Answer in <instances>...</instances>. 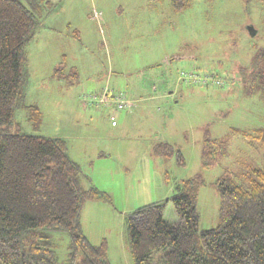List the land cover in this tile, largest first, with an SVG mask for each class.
Here are the masks:
<instances>
[{"label":"rangeland","instance_id":"374dc122","mask_svg":"<svg viewBox=\"0 0 264 264\" xmlns=\"http://www.w3.org/2000/svg\"><path fill=\"white\" fill-rule=\"evenodd\" d=\"M51 3L25 45L23 103L36 105L41 119L35 123L16 105L8 129L64 139L82 186L109 195L110 202L83 203L84 234L93 244L105 241L110 264H133L127 236L128 220L138 218L133 211L197 174L205 182L196 200L200 228L217 226L215 180L225 168L264 161L263 148L232 132L264 124V97L249 79L264 51V0H192L179 12L170 0ZM182 72L197 76L182 79ZM107 79L132 99L148 92L174 97L140 100L131 111L84 103L82 90L100 92ZM205 133L228 141L227 154L210 168L200 160ZM159 141L178 148L185 166L155 155ZM164 217L175 219L170 203ZM51 234L56 264H66L69 235Z\"/></svg>","mask_w":264,"mask_h":264},{"label":"trees","instance_id":"16d2710c","mask_svg":"<svg viewBox=\"0 0 264 264\" xmlns=\"http://www.w3.org/2000/svg\"><path fill=\"white\" fill-rule=\"evenodd\" d=\"M191 1L170 0L175 12ZM52 6L51 0H0V264H56L52 231L69 235L66 264H110L105 241L93 244L81 227L83 203L110 202L109 195L82 186L80 165L64 139L8 129L16 105L29 110L35 123L41 119L36 105L23 103L25 45ZM249 79L264 97V51ZM232 132L264 149V124ZM227 150V139L205 133L201 166L210 168ZM153 153L186 164L170 142H157ZM204 183L199 174L181 179L169 196L133 211L138 218L127 224L133 264H264V161L225 168L215 180L218 224L206 229L196 207ZM169 203L174 220L164 217Z\"/></svg>","mask_w":264,"mask_h":264},{"label":"built area","instance_id":"2783aa9c","mask_svg":"<svg viewBox=\"0 0 264 264\" xmlns=\"http://www.w3.org/2000/svg\"><path fill=\"white\" fill-rule=\"evenodd\" d=\"M194 73H181L180 77L195 78ZM219 81L218 79H216ZM84 103L93 105L99 109L109 110H128L136 105L134 99L130 98L125 91H117L115 89L104 87L100 92L96 90H85L80 95ZM113 110V111H114ZM109 113L110 124L116 125V116L114 112Z\"/></svg>","mask_w":264,"mask_h":264},{"label":"crops","instance_id":"0c3cea01","mask_svg":"<svg viewBox=\"0 0 264 264\" xmlns=\"http://www.w3.org/2000/svg\"><path fill=\"white\" fill-rule=\"evenodd\" d=\"M110 79V78H109ZM104 87H111L109 84H108V79H107V82H106V84L103 86V88ZM153 87H154V85H153ZM102 88V89H103ZM93 90H96V91H98L97 89H95V88H92ZM101 89V90H102ZM112 89H114V87L112 88ZM82 91H85V90H82ZM169 94V93H168ZM159 97H165V98H171V97H174V95H151V93L150 92H148L147 94H145V96H137V98H133L134 99V101H135V103H136V105L135 106H133V107H137V106H139L140 105V100H144L145 102H147V101H152V100H155V99H157V98H159ZM144 105H146V106H149V105H151L150 103H146V104H144ZM132 107V108H133ZM132 108L131 109H128V110H126V111H131L132 110ZM159 108V107H158ZM118 124V122L116 121V125ZM115 125V126H116Z\"/></svg>","mask_w":264,"mask_h":264}]
</instances>
